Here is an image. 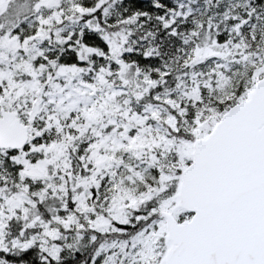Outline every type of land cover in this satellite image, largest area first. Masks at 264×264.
<instances>
[{"label": "snow or ice", "instance_id": "obj_1", "mask_svg": "<svg viewBox=\"0 0 264 264\" xmlns=\"http://www.w3.org/2000/svg\"><path fill=\"white\" fill-rule=\"evenodd\" d=\"M0 264H264V0H0Z\"/></svg>", "mask_w": 264, "mask_h": 264}]
</instances>
